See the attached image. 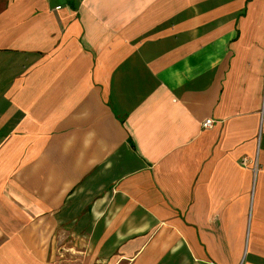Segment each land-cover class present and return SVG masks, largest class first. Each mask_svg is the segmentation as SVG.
Here are the masks:
<instances>
[{
    "label": "crops",
    "instance_id": "1",
    "mask_svg": "<svg viewBox=\"0 0 264 264\" xmlns=\"http://www.w3.org/2000/svg\"><path fill=\"white\" fill-rule=\"evenodd\" d=\"M0 264H264V0H0Z\"/></svg>",
    "mask_w": 264,
    "mask_h": 264
},
{
    "label": "built area",
    "instance_id": "2",
    "mask_svg": "<svg viewBox=\"0 0 264 264\" xmlns=\"http://www.w3.org/2000/svg\"><path fill=\"white\" fill-rule=\"evenodd\" d=\"M216 124V119H214V118H206L205 120H203V122H202V127L203 128H212L214 125ZM242 163L244 164V165H247L248 163H250V160L247 158V157H244L243 159H242ZM259 164L257 163V162H255L254 163V171L255 172H257L258 171V169H259Z\"/></svg>",
    "mask_w": 264,
    "mask_h": 264
}]
</instances>
